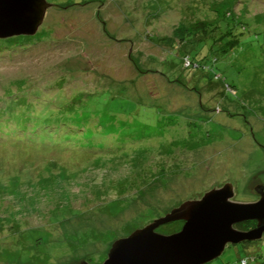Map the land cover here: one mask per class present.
<instances>
[{
	"label": "rangeland",
	"instance_id": "1",
	"mask_svg": "<svg viewBox=\"0 0 264 264\" xmlns=\"http://www.w3.org/2000/svg\"><path fill=\"white\" fill-rule=\"evenodd\" d=\"M45 1L34 35L0 39V264H102L116 239L227 182L254 202L264 0Z\"/></svg>",
	"mask_w": 264,
	"mask_h": 264
},
{
	"label": "water",
	"instance_id": "2",
	"mask_svg": "<svg viewBox=\"0 0 264 264\" xmlns=\"http://www.w3.org/2000/svg\"><path fill=\"white\" fill-rule=\"evenodd\" d=\"M50 6L45 0H0V39L34 35ZM247 190L254 202L232 201L235 191L228 182L198 199L182 202L128 237L113 241L102 264H208L219 258L227 245L261 241L264 181L254 177ZM177 221L183 222L178 232H155L158 227ZM247 222L254 223L251 229L236 228Z\"/></svg>",
	"mask_w": 264,
	"mask_h": 264
},
{
	"label": "trees",
	"instance_id": "3",
	"mask_svg": "<svg viewBox=\"0 0 264 264\" xmlns=\"http://www.w3.org/2000/svg\"><path fill=\"white\" fill-rule=\"evenodd\" d=\"M186 63L188 64L187 66H186ZM186 63H185V61H184V64H185V68H190V67H192L194 64L193 63H190L189 62V60H186ZM183 64V63H182ZM194 68H198V65L197 64H195V66H194ZM75 121V120H74ZM71 122V121H70ZM78 122H80V121H78ZM78 122H76V124H75V122L74 123H72L73 125H78V124H80V123H78ZM2 125V123H0V126ZM81 125V124H80ZM82 126V125H81ZM26 131H28L29 132V130L27 129V127H25V126H22V129H21V132H23V133H25ZM34 135H36V134H34ZM76 135V136H75ZM81 136V134H79L78 132H76V134L75 133H72L70 136H68V138L69 139H71V140H69V141H71V142H74V143H78V141H79V139L81 138L80 137ZM17 137V136H16ZM37 139H39V141H43V139H45V135H40V136H38V138ZM16 140H18V141H22V139H20V137H17L16 138ZM91 157H93L92 155H91ZM94 162H97V160H95ZM247 223H248V226H247ZM246 224H240V225H238L236 228L237 229H239V230H248V228L249 227H252L253 226V224H249L250 222H247ZM255 242H252V243H242L241 245L243 246V249H244V251H246L247 250V248L250 246V245H253ZM262 248V247H261ZM246 253H249V254H245V256L244 257H241L240 259H239V261H238V264H264V252L262 253V251L261 252H259V251H257V252H252V253H250V252H247L246 251ZM255 253V254H254ZM262 253V254H261Z\"/></svg>",
	"mask_w": 264,
	"mask_h": 264
},
{
	"label": "flooded vegetation",
	"instance_id": "4",
	"mask_svg": "<svg viewBox=\"0 0 264 264\" xmlns=\"http://www.w3.org/2000/svg\"><path fill=\"white\" fill-rule=\"evenodd\" d=\"M254 201H255V198H254ZM249 224H250V225H251V224H253V225H254V223H253V222H250ZM252 227H253V226H252ZM252 227H249V228H248V230H249V229H251ZM246 230H247V229H246ZM244 231H245V230H244ZM263 240H264V236H263Z\"/></svg>",
	"mask_w": 264,
	"mask_h": 264
}]
</instances>
